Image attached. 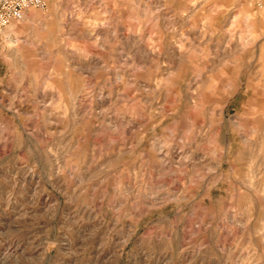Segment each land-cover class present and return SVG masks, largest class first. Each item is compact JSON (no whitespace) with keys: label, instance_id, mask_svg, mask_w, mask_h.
I'll return each mask as SVG.
<instances>
[{"label":"rangeland","instance_id":"obj_1","mask_svg":"<svg viewBox=\"0 0 264 264\" xmlns=\"http://www.w3.org/2000/svg\"><path fill=\"white\" fill-rule=\"evenodd\" d=\"M105 8L111 13L101 0H46L43 9H28L10 23L14 28L0 31V49H7L0 53V77L5 64L25 70L16 49L7 46L18 38L35 39L63 20L71 22L65 26L66 42L78 58L77 117L88 105L98 111L115 94L133 88L146 111L157 84L161 90L174 85L185 68L212 49L223 54L221 74L231 78L224 81L221 108L241 84L245 97L264 88V6L255 0H130L117 19L97 27L104 24ZM206 77L214 80L199 66L193 85ZM19 79L17 74L0 88V264H264V200L253 216L248 197L241 195L253 180L264 189V119L232 125L238 155L228 183L236 202L230 206V197L221 196L197 211L188 226L187 209L168 204L172 192L151 183L133 186L126 177L125 189L118 191L122 178L98 171L101 157L113 156L112 147L98 143L94 155L86 149L106 140L105 117H100L104 124L93 120L85 128L77 127L84 125L81 119L49 116L60 103L52 85L48 91L37 85L35 97L21 105L14 98H23L16 88ZM47 104L52 107L45 109ZM241 107L247 109L249 102ZM40 112L44 115L37 119ZM61 127L76 128L82 147L67 144L68 135H58ZM45 196L49 203L59 202L58 214L53 208L41 215ZM200 219L205 223L196 227Z\"/></svg>","mask_w":264,"mask_h":264},{"label":"clouds","instance_id":"obj_2","mask_svg":"<svg viewBox=\"0 0 264 264\" xmlns=\"http://www.w3.org/2000/svg\"><path fill=\"white\" fill-rule=\"evenodd\" d=\"M101 2L111 6L112 11L110 13L106 8L101 10L104 24H98L97 27L107 26L110 18L117 19L130 0ZM81 18L76 17L78 20ZM70 23L65 25L63 20L57 21L35 39L26 36L23 40L18 38L17 43L7 46L16 49L15 56L20 59L25 70L20 73V69L5 64L4 76L0 77V88L5 87L6 81H14L19 74L16 88L23 90V98H14L19 99L21 105L26 99L35 97L37 85L42 86L43 91L50 90L49 85H52L51 90L55 92L60 103L52 108L49 116L56 115L57 119L64 121L81 119L84 125L77 127L85 128L93 120L104 124L105 121L100 120V117H105L108 121L106 128L109 130L106 140L93 143L86 149L90 155H94L98 151V143H106L112 147L113 156L108 160L101 157L98 171L121 177L116 184L118 191L125 189L123 178L126 177L133 186L151 183L157 185L159 190L172 192L168 204L176 207L183 205L187 209L185 216L188 218V226H191L197 211L214 204L221 196L230 197L229 205L234 204L235 197L232 196L228 183L238 155L234 139L237 129L232 125L237 120L253 122L254 125L256 121L264 119V88L257 89L251 97H245L241 84L238 94L221 108L222 96L227 87L224 81L231 78L221 74L222 65L226 64L223 54L214 55L212 49L196 64L185 68L174 85L161 90L157 84L146 111L143 96L138 95L133 88L123 95L115 94L110 103L98 111L88 105L83 116L77 117L78 104L73 103V97L80 76L76 67L78 58L75 49L71 48L70 42H66L65 26L68 28ZM99 39L100 37H96L97 42ZM5 50L7 49H0V53ZM205 57L208 58L207 63ZM170 65L180 72L175 64ZM201 65L214 74V80L206 77L202 83L193 85V72ZM245 102H249L247 109L241 107ZM44 107L47 109L52 106L47 104ZM43 115L40 112L37 119ZM52 124L55 126L56 121L53 120ZM75 132L76 128L70 130L68 127H61L58 135L63 137L67 134V144L71 145L76 141V147L81 148L82 141L76 139ZM52 133L57 134L55 127ZM250 139H256L255 131ZM157 145H160L158 151ZM48 152L53 153V149L49 147ZM161 165L165 168L162 169ZM255 185L256 181L253 180L247 191L241 193L248 197V207L253 216L262 210L258 201L264 200V189H257ZM77 186H80L79 182ZM126 194L129 197L132 195L131 192ZM136 195H139V191ZM58 203L56 200L49 203L45 196L40 201L41 215L46 216L53 208H56L58 214ZM132 203H136L134 198ZM232 211H236V208L232 207ZM51 218L54 219L55 215ZM204 223V219H200L196 227Z\"/></svg>","mask_w":264,"mask_h":264},{"label":"built area","instance_id":"obj_3","mask_svg":"<svg viewBox=\"0 0 264 264\" xmlns=\"http://www.w3.org/2000/svg\"><path fill=\"white\" fill-rule=\"evenodd\" d=\"M258 7L264 6V0H255ZM46 0H0V31L11 22L19 20L30 8L43 9Z\"/></svg>","mask_w":264,"mask_h":264},{"label":"crops","instance_id":"obj_4","mask_svg":"<svg viewBox=\"0 0 264 264\" xmlns=\"http://www.w3.org/2000/svg\"><path fill=\"white\" fill-rule=\"evenodd\" d=\"M12 27L14 28V25H12ZM12 27H10L9 29H12Z\"/></svg>","mask_w":264,"mask_h":264},{"label":"bare ground","instance_id":"obj_5","mask_svg":"<svg viewBox=\"0 0 264 264\" xmlns=\"http://www.w3.org/2000/svg\"><path fill=\"white\" fill-rule=\"evenodd\" d=\"M28 11H29V10H28ZM12 24H13V23H12ZM12 24H11V25H12ZM9 25H10V24H9ZM9 25H8V26H9ZM11 25H10V26H11ZM8 26H7V27H8ZM10 26H9V27H10Z\"/></svg>","mask_w":264,"mask_h":264}]
</instances>
